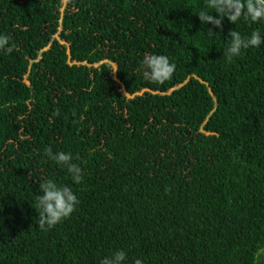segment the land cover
<instances>
[{"label": "trees", "instance_id": "1", "mask_svg": "<svg viewBox=\"0 0 264 264\" xmlns=\"http://www.w3.org/2000/svg\"><path fill=\"white\" fill-rule=\"evenodd\" d=\"M206 2L0 0V264H264V44L223 55L264 21L202 24ZM147 54L173 77L146 80ZM46 179L80 201L48 231Z\"/></svg>", "mask_w": 264, "mask_h": 264}, {"label": "clouds", "instance_id": "2", "mask_svg": "<svg viewBox=\"0 0 264 264\" xmlns=\"http://www.w3.org/2000/svg\"><path fill=\"white\" fill-rule=\"evenodd\" d=\"M206 8L213 11H199L198 17L202 24H212L214 27L223 29V20L235 24L241 17L253 23L264 21V0H207ZM215 12L216 15L211 13ZM213 34L212 29H208ZM230 44L223 55L228 61L239 57L243 50L258 48L264 44L259 30H254L249 36H242L240 32H229ZM10 36L0 35V51L11 52L9 47ZM141 70L144 78L152 83L163 84L170 80L176 70V64L162 54H147L141 61ZM117 70L112 71L115 73ZM59 114V110L54 113ZM45 155L54 160L58 165L65 167L74 183L80 184L83 180V170L79 164L73 163L71 153L63 151L53 154L50 147L45 148ZM79 159V157H76ZM40 195L36 196L35 209L38 210V226L41 230L48 231L67 219L76 210L79 199L72 189L67 186H59L54 180L46 179L39 184ZM127 253L122 249L115 250L110 256H105L99 264H125ZM133 264H143L136 258Z\"/></svg>", "mask_w": 264, "mask_h": 264}, {"label": "rangeland", "instance_id": "3", "mask_svg": "<svg viewBox=\"0 0 264 264\" xmlns=\"http://www.w3.org/2000/svg\"><path fill=\"white\" fill-rule=\"evenodd\" d=\"M25 113V112H24Z\"/></svg>", "mask_w": 264, "mask_h": 264}]
</instances>
